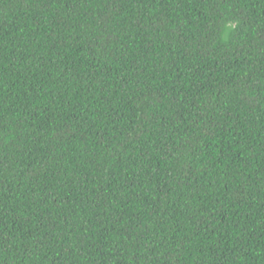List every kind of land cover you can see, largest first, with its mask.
<instances>
[{
  "label": "trees",
  "instance_id": "1",
  "mask_svg": "<svg viewBox=\"0 0 264 264\" xmlns=\"http://www.w3.org/2000/svg\"><path fill=\"white\" fill-rule=\"evenodd\" d=\"M0 264H264V0H0Z\"/></svg>",
  "mask_w": 264,
  "mask_h": 264
}]
</instances>
